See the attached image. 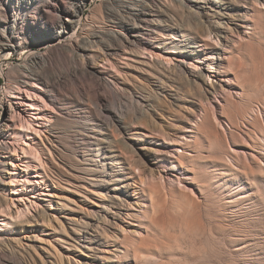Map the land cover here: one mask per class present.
Listing matches in <instances>:
<instances>
[{
	"label": "rangeland",
	"instance_id": "1",
	"mask_svg": "<svg viewBox=\"0 0 264 264\" xmlns=\"http://www.w3.org/2000/svg\"><path fill=\"white\" fill-rule=\"evenodd\" d=\"M154 3L156 9L162 3L170 16L186 22L188 27L181 24L193 45L203 48L199 37L209 28L199 16L189 17L181 0ZM254 4L240 12L250 21L243 25L246 28L224 25L229 31L226 42L214 37V32L212 40L205 41L207 50L202 54L218 57L213 65L219 75L203 86L190 82L186 74L175 76L171 70L165 74L158 66L160 58L149 55L131 56L130 61L111 58L103 65L96 60L92 64L97 63L96 76L79 79L78 85L85 80L79 87L71 82L61 86L57 103L46 110L55 121L44 130L43 142L36 139L43 153L51 145L49 156L46 152L40 159H31L36 171L42 167L50 176L53 183L48 182V188L53 196L36 200L44 209L37 207L40 214L45 212L38 226L33 222L26 226L31 219L24 214L15 223L6 220L11 224L2 229L12 242L0 246V264H264V2ZM111 9L120 10L118 0H93L87 4L86 15L95 11L93 24L107 27ZM32 50L42 51V43ZM20 53H12L0 70V124L10 118L5 86L22 63ZM64 55L69 61L70 54ZM197 60L186 61L184 69L197 73L191 65H197ZM206 63L198 67L207 70ZM227 79L232 83L224 82ZM83 86L90 88L91 100L76 93L75 87ZM97 95L106 101H94ZM61 106L77 114L66 117ZM115 114L121 122H114L122 128L111 126ZM101 117L107 120L103 123ZM93 121L99 125L94 128L98 137L110 142L108 167H101V159L96 161L92 154L83 157L73 148L81 131L78 126L91 127ZM134 169L135 178L129 180V170ZM124 184L136 192L127 196ZM28 192L26 197L34 200L33 192ZM5 200L0 192V215L8 212ZM95 211L101 216L98 222L91 215ZM120 211L134 219H115ZM85 230L94 236L80 240ZM133 240L145 250L125 255L120 244Z\"/></svg>",
	"mask_w": 264,
	"mask_h": 264
},
{
	"label": "bare ground",
	"instance_id": "2",
	"mask_svg": "<svg viewBox=\"0 0 264 264\" xmlns=\"http://www.w3.org/2000/svg\"><path fill=\"white\" fill-rule=\"evenodd\" d=\"M92 1L93 0H0V70H2V65L4 63H8L11 60L12 53L20 50V57L22 58V63L17 65V74L15 76L12 74L14 76L12 81L5 86V104L9 107L10 118L6 123L0 124V192L3 193L6 198L5 201L7 202L5 203V210H8L9 212H7L8 214L5 212L6 215H3L2 213V215H0V217H3V219L0 220V246H4L8 241L9 245L11 241V239H9L4 233L6 230L4 231L2 229V227H5L6 224L10 223H7L6 220L15 223L20 217H22V214H24L31 219L28 221L26 220V224L28 223L26 226H29L31 222L38 226V223L42 220V217L40 216H42V214L44 215L45 212L40 214V211H44V209H39V204L36 200H44L45 197L51 198L53 196L52 188H48L49 185L51 186V184L48 185V182H51V179L49 178L50 176H48L44 171L45 169L43 170L42 167L37 166L40 168L41 172L36 171L34 169L36 166H33L31 159L33 157H35L36 160L40 159V157L46 152H48L47 155L49 156L50 150L48 148L51 145L49 147L45 146L46 151L43 153V148H40L41 145L39 146L37 140L43 142L42 137L46 132H44V130H49V128L52 127L55 117H50L48 115L49 112L46 113V110L50 108V105H55L57 103V94L63 88H61L62 85L68 82H71V85H78L77 83L79 82V79H84L88 76H96L98 70L95 69V64L97 63L92 65L96 60L102 62L103 65V62L107 64L111 58L120 61L122 59L129 60L131 59V56L142 57L144 55L153 57L158 56V58H160L159 62L157 60L159 63L158 66L163 68L165 74L170 73L169 70L174 72L173 75H175V73L186 74L189 77L190 82H194L195 84L201 83L202 85L204 81H209L210 78L215 77L218 72L216 66L214 67L213 65L214 60H218V57L215 58L213 55L204 56L202 54L206 52H203V50H207L206 43L208 42L205 43V41L212 40L210 37H212L211 34L214 32V37L217 39L219 37L226 42V36H228L226 33H229V31L226 32V30H224V25L246 28L247 26L245 27L243 25H248L247 23L250 21L246 13H240L241 10L247 12L251 9L248 4H254V2L260 3L262 0H248L250 3L244 2L242 4H240L241 1L239 0H181V5L187 9L188 15L190 14L195 18L199 16L203 20L202 22L204 25L209 28V31L203 35V37H199L200 43L203 42L200 45L203 47L202 49H199V46L193 45V40L188 36L189 34H186V30L184 29L186 22H180V20L178 21L174 19L175 17L173 18L170 16L167 7L162 3H159V7L157 6L156 9V6L154 5L156 3H154V1L156 0H118L120 10H108L106 16L109 19L110 25L107 23V27L104 25L100 26L101 24L97 25L96 22V25L93 24L95 11H92L88 16L86 15L87 4ZM146 1H149L151 4L148 5ZM97 15L96 17L98 18L99 16ZM190 15L189 17H191ZM62 17H65V19L62 20ZM163 23H170V25L164 26ZM181 23H185V25ZM228 29L229 28H227V30ZM197 35L198 33L196 36ZM201 35L199 34V36ZM36 43H42V51L32 50V46ZM160 51L165 53L166 56H160V54L156 53H162ZM64 53L70 54L69 61L62 58V54L64 55ZM63 57H65V55ZM195 57H198L197 65L190 63L193 66L191 67L194 68L193 70L198 69L197 73L194 74V71L189 68V70H186V68L184 69V65H186V61H191L192 58ZM172 61H174L175 64L171 68H168L169 63L171 64ZM206 61L209 62L208 64L206 63L208 66L207 70L204 68L200 69L199 67L201 66L198 67V65L204 64ZM228 81L229 83H232L231 79H227L224 82ZM88 89H86L85 86L81 88L75 87L76 93L79 95H86L88 96V99L91 100L92 93L90 96ZM92 98L94 101L100 103L106 101L103 95L93 96ZM99 105L101 104L98 103L96 106ZM59 109L63 111L65 110V115L69 118H72L77 114V111L75 115L73 113L74 111H67L65 106H61ZM100 116H103V114ZM99 117L97 116V118ZM100 119L102 120V117ZM111 119V126L118 128L119 126H117L114 121L117 120V122L120 123L121 119L118 118L116 114L113 115V118ZM93 125L94 126L91 127H88L86 124H83V126L81 125L82 127L78 126L81 131L80 133L78 132L79 137L76 138L73 148L75 151H79V155L81 153L83 157L88 156L89 153L92 154V157H94V159L96 158V161L101 159V167H108L111 162L108 163V160H110V157L108 156L110 142L106 138H99L100 136L98 137V133H96L98 129L96 132L94 130L98 124L94 122ZM114 129L113 131L115 132ZM187 131L192 133L191 130ZM84 159L88 160L86 158ZM36 160L35 162H37ZM93 160L91 162H93ZM132 166L134 168L136 165ZM103 171H105V169ZM129 171V180H134V174L137 172L136 169H134L132 173L131 170ZM31 172H34L35 174L30 175ZM140 179L138 181L143 185L144 182L142 183ZM124 185L126 189V191H124L126 194L130 191H132V193L136 192V190L132 189L130 185ZM141 187L142 186H140V188ZM28 191L31 193L33 192L30 198L34 200L26 197V192ZM126 204L128 207L129 203ZM120 210H123L122 207ZM19 213L21 216H18ZM93 213H96V215L91 214L94 217H97L95 220L100 221L101 216L97 214V211ZM115 216V219L121 222H126V219H134L132 218L133 215L128 212L124 213L120 211ZM43 221L45 220L43 219ZM83 233L82 237L79 238L80 240L83 238L85 241L88 237L91 236L90 238H92L94 236L87 230ZM127 239L128 237L126 236L124 240ZM120 246L121 248H124L125 255H129L131 252L136 256L142 254V248L145 250L144 247L140 246V242L137 243L134 240L131 243L124 242L125 247L121 244Z\"/></svg>",
	"mask_w": 264,
	"mask_h": 264
}]
</instances>
